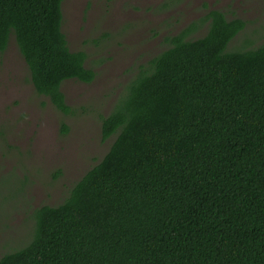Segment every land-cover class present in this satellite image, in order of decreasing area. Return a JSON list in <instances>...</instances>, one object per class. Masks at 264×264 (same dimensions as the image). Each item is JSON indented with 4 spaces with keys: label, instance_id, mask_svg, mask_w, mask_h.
Returning <instances> with one entry per match:
<instances>
[{
    "label": "trees",
    "instance_id": "16d2710c",
    "mask_svg": "<svg viewBox=\"0 0 264 264\" xmlns=\"http://www.w3.org/2000/svg\"><path fill=\"white\" fill-rule=\"evenodd\" d=\"M63 2L0 0V55L13 36L35 92L68 116L63 84L97 74L69 48ZM246 26L210 10L167 37L101 118L107 154L0 264H264V42L229 50Z\"/></svg>",
    "mask_w": 264,
    "mask_h": 264
},
{
    "label": "rangeland",
    "instance_id": "374dc122",
    "mask_svg": "<svg viewBox=\"0 0 264 264\" xmlns=\"http://www.w3.org/2000/svg\"><path fill=\"white\" fill-rule=\"evenodd\" d=\"M210 10L247 22L230 51L264 42V0H64L63 25L72 52L87 55L97 74L90 84L67 81L62 91L72 115L39 96L14 37L0 55V258L33 236L35 209L56 207L109 151L108 116L138 68L168 48L176 35ZM206 25L192 36L205 35ZM65 124L69 131L62 132Z\"/></svg>",
    "mask_w": 264,
    "mask_h": 264
}]
</instances>
